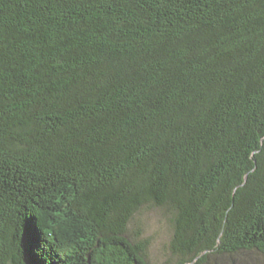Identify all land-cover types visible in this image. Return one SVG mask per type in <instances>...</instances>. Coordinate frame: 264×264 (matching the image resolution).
<instances>
[{"label": "trees", "instance_id": "1", "mask_svg": "<svg viewBox=\"0 0 264 264\" xmlns=\"http://www.w3.org/2000/svg\"><path fill=\"white\" fill-rule=\"evenodd\" d=\"M146 205L264 253V0H0V264H149Z\"/></svg>", "mask_w": 264, "mask_h": 264}, {"label": "rangeland", "instance_id": "2", "mask_svg": "<svg viewBox=\"0 0 264 264\" xmlns=\"http://www.w3.org/2000/svg\"><path fill=\"white\" fill-rule=\"evenodd\" d=\"M129 234L135 241L147 243L149 264H175L176 256L170 249L173 223L166 208L154 205L142 207L130 222ZM213 260L214 264H264V253L249 250L233 257H217Z\"/></svg>", "mask_w": 264, "mask_h": 264}]
</instances>
